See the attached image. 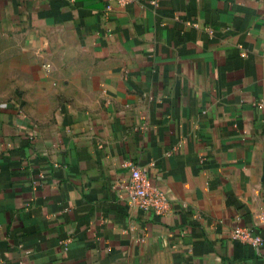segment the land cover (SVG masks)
Listing matches in <instances>:
<instances>
[{"label": "crops", "instance_id": "0c3cea01", "mask_svg": "<svg viewBox=\"0 0 264 264\" xmlns=\"http://www.w3.org/2000/svg\"><path fill=\"white\" fill-rule=\"evenodd\" d=\"M0 264H264V0H0Z\"/></svg>", "mask_w": 264, "mask_h": 264}, {"label": "built area", "instance_id": "2783aa9c", "mask_svg": "<svg viewBox=\"0 0 264 264\" xmlns=\"http://www.w3.org/2000/svg\"><path fill=\"white\" fill-rule=\"evenodd\" d=\"M135 0H118L120 5H127ZM44 67L50 68V64H44ZM126 199L134 207L153 211L156 214H166L170 209V199L166 192L154 185L146 172L140 167L133 166L130 171L129 182L125 185ZM233 237L246 239L255 245L262 244L260 236H253L247 228H236Z\"/></svg>", "mask_w": 264, "mask_h": 264}]
</instances>
